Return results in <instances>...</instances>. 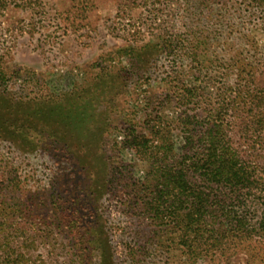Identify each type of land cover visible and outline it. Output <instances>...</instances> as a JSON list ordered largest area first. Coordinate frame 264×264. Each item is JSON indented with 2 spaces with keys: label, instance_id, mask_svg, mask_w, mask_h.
<instances>
[{
  "label": "rangeland",
  "instance_id": "rangeland-1",
  "mask_svg": "<svg viewBox=\"0 0 264 264\" xmlns=\"http://www.w3.org/2000/svg\"><path fill=\"white\" fill-rule=\"evenodd\" d=\"M41 1V15L14 6L0 14L3 67L27 72L7 84L27 103L10 109L8 124L17 133L25 125L33 142L23 150L0 138V256L100 264L99 241L111 264H264V238H220L218 246L205 235L193 254L178 245L170 228L163 232L167 221L136 205L132 188L151 158L124 145L131 130L159 128L176 152L178 119L201 121L209 79L231 87L251 65L254 85L264 87V0ZM195 85L197 97L182 98ZM58 94L59 103L43 102ZM234 122V146L246 151ZM47 127L68 149L47 139Z\"/></svg>",
  "mask_w": 264,
  "mask_h": 264
},
{
  "label": "trees",
  "instance_id": "trees-1",
  "mask_svg": "<svg viewBox=\"0 0 264 264\" xmlns=\"http://www.w3.org/2000/svg\"><path fill=\"white\" fill-rule=\"evenodd\" d=\"M15 1L0 0V14L12 6L30 8L36 15L45 11L46 3L42 5L41 0ZM2 57L0 54V138L14 143L19 140L21 144L30 129L24 125L17 133L8 122L13 115L10 109L17 112L21 104L27 103L12 97L17 90L8 92L7 84L11 80L25 79L27 72L16 69L8 73L3 67ZM248 66L239 71L231 87L223 85L218 89L211 83L212 79L207 81L205 86L209 87L210 97L201 121L198 115L193 120L191 117L190 122L187 118L178 119L183 145L176 152L169 141L162 139L159 128H151L148 131L150 135L131 130L124 142L127 148L151 158L144 183H139V188H132L133 197L135 195L138 199L136 205L139 204L138 207L156 220L167 221L163 232L170 228L177 244L189 254L200 247L205 235L214 239L218 246L222 242L220 238L231 237L240 241L250 240L253 236L264 238V155H259L264 154V87L254 85L253 69ZM205 74L207 78L212 76L210 72ZM198 88L199 85L193 86L187 91L189 96L182 98L193 101ZM21 89L22 86L18 91ZM48 99L43 102L59 103L61 95H51ZM62 108L58 105L53 110L62 114ZM235 118L240 123L234 126L239 128L240 125L236 135L243 140L242 146L247 147L246 151L241 152L234 146L232 125L236 123ZM33 130L36 131L37 127ZM59 134L54 129H46L47 139L68 149ZM152 135L161 139L160 145H150ZM94 138L100 141V134ZM32 143L28 141L19 146L28 150ZM100 243H95L98 244L95 247L103 251V255L100 252V264H111L113 253L109 249L106 256ZM21 258L19 256L16 263ZM11 262L15 261L0 256V264Z\"/></svg>",
  "mask_w": 264,
  "mask_h": 264
}]
</instances>
